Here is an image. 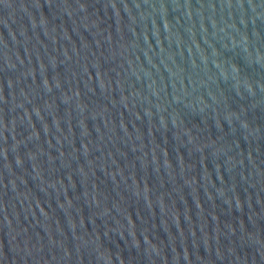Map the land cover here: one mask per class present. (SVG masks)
Returning a JSON list of instances; mask_svg holds the SVG:
<instances>
[{"label":"water","instance_id":"water-1","mask_svg":"<svg viewBox=\"0 0 264 264\" xmlns=\"http://www.w3.org/2000/svg\"><path fill=\"white\" fill-rule=\"evenodd\" d=\"M0 264H264V0H0Z\"/></svg>","mask_w":264,"mask_h":264}]
</instances>
